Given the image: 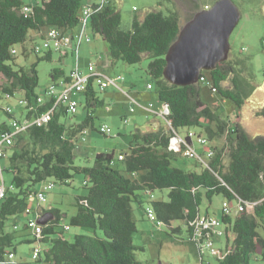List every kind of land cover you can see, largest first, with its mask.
<instances>
[{
    "label": "trees",
    "instance_id": "1",
    "mask_svg": "<svg viewBox=\"0 0 264 264\" xmlns=\"http://www.w3.org/2000/svg\"><path fill=\"white\" fill-rule=\"evenodd\" d=\"M86 1L42 0L25 4L22 0H0V77L8 85L2 88L1 98L11 99L20 93V99L26 101V105L22 106L25 113L19 117L5 113L2 108L11 119L31 121L53 107V98L47 99L36 93V65L39 61H50L53 53L59 55L60 63L71 53L68 49L63 55L51 50L40 56L36 54V62L30 66H20L12 49L18 44H25L30 32L42 34L47 28L77 32L81 8ZM164 1L172 4L173 9L163 12L160 9L162 4H159L155 9L136 12L128 29L121 27V16L113 0H108L103 6L92 4L88 25L92 33L106 43L112 64L120 61L134 65L143 56L149 59L146 74L158 101L168 108L169 113L165 117L167 131L161 128L136 129L131 135L128 150L119 153L116 158L113 153H97L91 167L76 165L75 150L81 141L80 135L85 132L86 136V129L93 128L95 110L104 105V100L98 98L100 92L94 77L90 76L84 90L74 96L78 101V113L80 108L86 113L84 119L74 121L73 117L78 113L68 116L60 108L46 123L32 124L16 133L8 148L11 151L9 163L2 169V172L5 170L12 174L6 195L0 201L2 264H31L30 252L35 240L31 232L22 237L15 236L18 225L11 226V232L7 229V222L20 215L28 218L32 212L28 200L38 193L46 180L68 185L75 175L83 177L82 183L87 192L85 196L75 198L76 213L69 218V226L86 229L91 234H77L71 241L67 240L64 231H68L69 227L68 230L64 228L66 225L62 229L57 228L64 216L62 212L51 206H38L34 213H47L52 218L41 225V253L37 264H152L136 259V252L144 248L132 242L136 232L133 204L142 208L145 199L155 215L154 221L149 220L158 226L164 225L170 238L188 245L201 264L264 261V136L251 137L238 118L231 125L221 119L213 105L209 106L201 99L204 82L199 80L196 84L181 87L164 79L165 55L182 25L181 13L175 6L177 1L183 2V6L192 11L187 21L208 6L201 4L200 0ZM22 54L27 56L26 48H23ZM247 60L229 58L214 70L200 74L211 82L208 87L212 93L230 100L239 109L255 90ZM76 69L83 75L89 73L88 67ZM72 71L70 69L65 73L61 68H53L49 73L50 81H67ZM6 95L10 97L6 98ZM39 97H42V103H38ZM256 115L264 118V106ZM8 123L0 124V130H9ZM189 127L203 129L209 141L224 136L223 147L212 148L214 155L208 161V168L185 170L173 164L178 156H182L185 146L169 150L172 129L178 132L180 128ZM99 132L111 135L104 134L100 128ZM116 162L121 168L113 167ZM156 190H167L166 199H154L152 192ZM215 195L227 202L240 198L258 204L251 213L245 210L236 216L222 214L220 221L227 226L223 246L225 254L220 259L216 258L215 263H203L204 258L193 241L194 228L191 224L203 216L200 214L203 201L210 202ZM173 222L183 224L185 238L181 237L183 227L173 228ZM23 227L27 228L25 223ZM24 243L31 245L26 263L22 262V258L17 259L18 246ZM9 254L13 255L12 260L8 259Z\"/></svg>",
    "mask_w": 264,
    "mask_h": 264
},
{
    "label": "rangeland",
    "instance_id": "2",
    "mask_svg": "<svg viewBox=\"0 0 264 264\" xmlns=\"http://www.w3.org/2000/svg\"><path fill=\"white\" fill-rule=\"evenodd\" d=\"M41 0H38L40 2ZM116 4L117 10L121 16V27L124 29L130 28L133 15L138 12L142 13L150 9H155L160 6L163 12L167 9H173V5L164 0H113ZM217 0H200L201 4H206L211 7ZM25 3H31L32 0H23ZM241 13V18L232 31L229 37L230 51L229 58H245L247 60V68L252 75V84L255 87L254 92L246 100L242 108H238L230 100L222 99L217 93H212L206 84L201 85V99L209 105H213V109L218 116L231 125L237 118L239 119L243 128L251 137L264 136V118L257 116L256 112L264 106V0H232ZM176 8L180 11L182 17V25L187 22L188 15L192 13L183 2L177 1ZM86 34L90 36V42L85 41L79 47L78 56L74 53L73 57H68L66 60H61L59 63V55L53 53L50 61H39L36 65L38 74V86L36 93L44 96L45 89L52 83L50 81L49 73L53 68H61L68 73L70 69L75 70L77 67L86 69L89 64L99 66L102 60L108 63L109 56L107 52L106 43L98 36L92 33L90 25L86 29ZM30 35L33 38L30 40ZM41 42L40 35L37 33H29L25 44H18L15 46L17 50L16 63L20 66H30L36 62V54L32 52V45ZM23 48L27 49V56L24 57ZM41 55V54H40ZM38 55V56H40ZM64 61V62H63ZM149 59L143 56L141 61L134 65H127L122 62H117L116 66L109 67L104 63L100 67L101 74L111 77L121 75L124 79V87H131L129 89V97L139 102V104H131L129 98L122 92L108 88L105 92L98 93V98L104 100V105L97 107L95 110V119L93 128L86 129L85 140L79 141V148L75 150V164L79 166L91 167L94 162V156L97 153H113L114 157L119 153L128 150L131 135L136 129L147 130L150 121L154 119L153 112H159L162 104L158 101L154 91L149 92L145 96L146 84L148 75L146 74V67ZM132 84V85H131ZM131 85V86H130ZM8 86L5 80L0 77V124L7 123L11 120L3 111L6 105L13 108V115L19 117L24 115L25 110L19 105L20 93L15 94L11 99L1 98L3 96L2 88ZM152 104L148 107L149 104ZM86 113L79 109L77 116L73 117L74 121H81L84 119ZM126 120V122H124ZM160 128L167 131L164 120L159 121ZM101 126H107L111 129V135L105 136L99 132ZM213 127V125H212ZM178 135L184 137L186 134H192V148L196 155H201L203 160H207L206 151L209 146L219 149L224 145V136H217L212 141L208 142V146L201 145L197 142V137H206V133L199 127L180 128ZM10 150L5 151V157L0 159L1 169L6 168L9 160ZM225 163L227 157L225 156ZM173 164L185 170L200 169L195 158H187L178 156ZM114 168H121L119 162L113 164ZM2 178L5 186L8 187L12 181V174L7 171L2 172ZM83 177L75 175L68 185L56 183L51 179L44 182L54 183V186L45 191L46 202L39 204L38 200L33 196L29 198V208L32 210L28 216L32 218L36 216L35 209L38 206L44 208L54 207L59 209L64 215L59 222L57 228L62 229L63 225L69 227L68 231H64V237L71 241L77 234H91L86 229L69 226V218L76 213L75 198L77 196H85L87 189L83 185ZM40 188V187H39ZM167 190H156L152 192V196L156 200L166 199ZM227 204L234 207V202L228 203L221 196L215 195L212 200L208 202L204 200L200 207L201 215H208L220 219L223 214V207ZM149 204L146 199L143 201L142 208H138L133 204L134 218L136 220V232L132 236L134 245L142 246L143 251L136 252V259L141 262H149L152 264H201L199 257L191 251L190 247L181 243L179 239L170 238L166 232L167 228L164 225L158 226L156 223L147 219L145 211ZM249 213L252 210L248 211ZM235 216L234 212L233 215ZM27 217L20 216L19 225H23ZM12 220L7 222V229L11 232ZM173 228L183 227L181 222H173ZM223 227V226H222ZM15 231V230H14ZM30 231L27 228L23 230H16L15 236L23 234L29 235ZM182 238H185V231L183 227ZM215 248H222L225 243V238H216L213 236ZM31 245L21 244L18 250L21 254L22 262L26 263L29 260V251ZM204 262L215 263V257L208 253L203 255ZM252 264H264V261H253Z\"/></svg>",
    "mask_w": 264,
    "mask_h": 264
},
{
    "label": "built area",
    "instance_id": "3",
    "mask_svg": "<svg viewBox=\"0 0 264 264\" xmlns=\"http://www.w3.org/2000/svg\"><path fill=\"white\" fill-rule=\"evenodd\" d=\"M108 0H87L85 5L81 8L80 12V21L77 27V32H70L68 30H63L59 28H47L44 30L42 34L37 33L40 35L41 42L39 44L32 45V52L34 54L43 55L45 52L48 51H55L57 53L61 52L63 55L65 52L64 50H70L72 55L74 53L78 56V48L82 44L83 41L89 43L90 37L86 34V29L88 28L89 22V15L91 12V5L92 4H100L105 5ZM208 6H204V9H208ZM26 10V8L24 9ZM73 34V35H72ZM13 55L17 54L16 48L12 49ZM88 71L86 75H83L77 69L73 70L69 79L66 80H59L55 83H51L44 91V97L47 99L53 98L55 103L53 107L47 111L45 114L40 115L39 117L32 119L31 121L23 120L22 122H18L17 119L12 118L8 125L10 127L9 130H0V159L5 157V151L12 145L13 137L16 133H19L25 129H27L30 125L36 124L40 125L46 123L52 113L57 109H64L65 113L68 116H73L78 113V101L74 99V96L78 95L81 91L84 90L85 83L87 82L90 76L94 77L95 84L98 87L99 92H104L108 88H113L117 91H120L128 96V92L125 90L124 87V79L121 75L116 77L107 76L104 74L99 73L97 68L93 65L88 66ZM199 80L204 82L207 86H211V82L206 80L203 76L200 75ZM146 88L148 90L152 89V84L148 83ZM211 90L215 92V89ZM9 95H6V98H9ZM131 104L137 103L136 100H133L128 96ZM42 97L38 98V103H42ZM20 106H25L26 101L24 99L19 100ZM151 105H149L150 107ZM4 112L7 114H13V108L10 106L4 107ZM168 108L166 104H162V107L159 112L156 114L162 117L165 120V117L168 115ZM126 122V120H124ZM166 122V120H165ZM100 131L104 134L110 135L111 129L107 126H101ZM173 136L169 142V150H178L182 146H185V149L182 151V156L187 158H195L202 168H208V161L213 157L214 150L212 146L208 147L206 151L207 160H203L201 155H196L192 148V141L191 145H188L187 139L192 140V134L188 133L184 137L178 135L177 131L172 129ZM85 132L81 134V141L83 142ZM197 142L201 145L208 146L209 140L203 137H197ZM79 148V146H77ZM119 159H122L119 156ZM54 186L53 183H47L46 185L43 183L38 190V193L34 195V197L38 200L39 204H44L46 202L45 191L49 190ZM7 191V187L2 178V169L0 167V201L5 197ZM33 197V196H31ZM231 203V202H228ZM258 202H248L237 198L234 200V207L232 208L230 204H227L223 207V215L232 216L233 212L235 216L242 211H249L253 210L254 206H256ZM36 216L32 218L28 217L25 224L26 227L31 232L33 236L34 243L32 246V250L30 252V260L31 264H37L36 261L39 259V254L41 253V244H40V237L42 232V226L37 223V219L42 216L40 212L35 213ZM146 215L148 219L151 221L155 220L154 212L148 208L146 210ZM194 228V236L193 241L197 245V249L201 257L205 253H208L210 256H214L215 258H222L225 254V248H215L213 236L216 238L226 236V225L222 224L220 219L215 217H209L208 215L199 216L197 219L193 221L191 224ZM223 226V227H222ZM68 230V227H64ZM228 237L230 234H227ZM8 259H13V255L9 254ZM3 262L0 261V264Z\"/></svg>",
    "mask_w": 264,
    "mask_h": 264
},
{
    "label": "water",
    "instance_id": "4",
    "mask_svg": "<svg viewBox=\"0 0 264 264\" xmlns=\"http://www.w3.org/2000/svg\"><path fill=\"white\" fill-rule=\"evenodd\" d=\"M240 18L241 13L232 0H217L208 9L197 11L181 25L165 55L164 79L181 87L196 84L203 71L210 72L226 61L229 37ZM186 141L190 145V139ZM51 218L46 213L37 223L45 225Z\"/></svg>",
    "mask_w": 264,
    "mask_h": 264
},
{
    "label": "crops",
    "instance_id": "5",
    "mask_svg": "<svg viewBox=\"0 0 264 264\" xmlns=\"http://www.w3.org/2000/svg\"><path fill=\"white\" fill-rule=\"evenodd\" d=\"M23 1V0H22ZM42 1V0H41ZM38 2V0H32V2L31 3H25V4H34V3H37ZM32 38H35V37H33L32 36ZM71 56H73L71 53L67 56V57H71ZM66 57V59H68ZM100 63H101V65H103L104 63H106V62H103L102 60H100L99 61ZM101 65L99 66L98 64H96V68H97V70L100 72V67H101ZM106 65L107 66H109V67H113V66H116L117 65V63L116 64H112L110 61H108V63H106ZM105 75V74H104ZM108 76V75H107ZM116 77V76H115ZM125 83V82H124ZM148 83H150L149 82V79H148V81H147V84ZM147 84H146V86H147ZM124 85V84H123ZM132 85V84H131ZM130 85V86H131ZM129 89H131V87H125V90L128 92V96H129ZM112 90H113V88H112ZM115 90V89H114ZM153 90H148L147 88L145 89V96L144 97H146V95H148L149 94V92H152ZM127 96V95H126ZM127 96V97H128ZM139 103V102H138ZM140 105V104H139ZM149 105H152L151 103L149 104ZM149 105H148V107H149ZM141 106V105H140ZM157 112H153V116H154V119L152 120V121H150L149 122V124H148V126H147V128L146 129H150V130H154V129H159L160 128V125H159V121L160 120H164L162 117H160V116H158L157 114H156ZM165 121V120H164ZM21 216V215H20ZM20 216H16V217H13V218H11V220H12V226L13 225H18V229H20V230H23L24 229V224L21 226V225H19L21 222H20ZM22 224V223H21ZM13 228V227H12ZM17 229V230H18ZM23 235H26V234H23ZM23 235H20V237H22ZM19 258H21V254H20V252H19V250H18V254H17V259H19Z\"/></svg>",
    "mask_w": 264,
    "mask_h": 264
},
{
    "label": "clouds",
    "instance_id": "6",
    "mask_svg": "<svg viewBox=\"0 0 264 264\" xmlns=\"http://www.w3.org/2000/svg\"><path fill=\"white\" fill-rule=\"evenodd\" d=\"M209 7V6H208ZM165 124H166V122H165ZM192 140H190V142H191ZM188 143V142H187ZM189 145V144H188ZM190 145H191V143H190Z\"/></svg>",
    "mask_w": 264,
    "mask_h": 264
}]
</instances>
